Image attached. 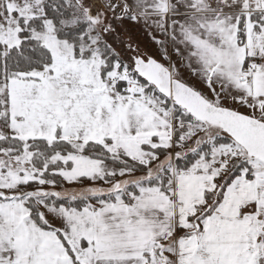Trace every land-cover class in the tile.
<instances>
[{
    "label": "snow or ice",
    "instance_id": "snow-or-ice-1",
    "mask_svg": "<svg viewBox=\"0 0 264 264\" xmlns=\"http://www.w3.org/2000/svg\"><path fill=\"white\" fill-rule=\"evenodd\" d=\"M0 264H264V0H0Z\"/></svg>",
    "mask_w": 264,
    "mask_h": 264
}]
</instances>
